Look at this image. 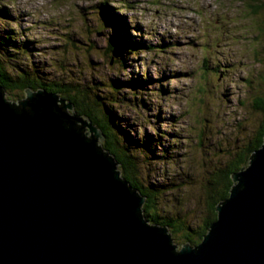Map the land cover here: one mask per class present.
Listing matches in <instances>:
<instances>
[{
    "label": "rangeland",
    "instance_id": "374dc122",
    "mask_svg": "<svg viewBox=\"0 0 264 264\" xmlns=\"http://www.w3.org/2000/svg\"><path fill=\"white\" fill-rule=\"evenodd\" d=\"M104 6L118 17L112 27ZM263 25L264 0H0L10 68L104 96L115 78L133 80L107 103L139 159L138 183L159 186L158 214L182 224L170 231L178 250L185 228L208 216L206 179L262 122L251 100L264 92ZM112 29L136 50L112 58ZM24 97L6 92L10 101Z\"/></svg>",
    "mask_w": 264,
    "mask_h": 264
},
{
    "label": "water",
    "instance_id": "95a60500",
    "mask_svg": "<svg viewBox=\"0 0 264 264\" xmlns=\"http://www.w3.org/2000/svg\"><path fill=\"white\" fill-rule=\"evenodd\" d=\"M104 141L59 94L0 87V264H264V142L202 242L178 250Z\"/></svg>",
    "mask_w": 264,
    "mask_h": 264
},
{
    "label": "trees",
    "instance_id": "16d2710c",
    "mask_svg": "<svg viewBox=\"0 0 264 264\" xmlns=\"http://www.w3.org/2000/svg\"><path fill=\"white\" fill-rule=\"evenodd\" d=\"M255 11L261 9V5L254 7ZM109 6H104L101 11L102 16H105L107 24L112 27L113 22L117 21L116 15H111L107 12ZM114 18V19H113ZM111 23V24H110ZM126 25V24H125ZM127 26V25H126ZM264 32V25L260 28ZM112 35L116 43L110 39L108 45V53L113 54L114 58L116 54L121 53L123 49L135 51L134 47L127 45L128 41L118 36L117 29H112ZM10 37L6 39L0 38V87L5 92L19 91L25 95V90L31 89L38 91L40 89L46 90L50 93H57L62 99L74 105V112L89 119L92 124L98 127L105 136L103 148L111 155H113L116 161L119 163V169L122 172V177L126 179L129 185L133 189H137L139 193L146 197V202L142 208V214L144 218L152 225L168 227L173 233L182 229V224H177L174 220L161 217L158 214L159 208L157 202L160 198V187L150 185L147 187L138 183L137 173L139 166V159L131 151V148L127 146L121 138V130L117 121L113 115L112 109L109 107L107 101L109 99L116 101L115 96L112 93L114 90L121 91V84H131L133 80H129L125 83H118V78L112 80L111 93H106V97L98 92L92 93V86L89 84L73 85V83H57L44 80L39 74L35 72H28L27 69L21 67L10 68L9 62H13L15 58L11 57V51L9 43ZM138 52V48L137 51ZM121 60V59H120ZM117 63L116 61L114 64ZM264 83V80H263ZM111 94V96H110ZM252 109L262 116V122L257 129V133L254 138L248 143V145L239 151L233 158L228 161V164L220 167L219 170L210 175L206 179L207 197L210 201L208 203V216L198 229L185 228L184 239L186 243H190L192 246L199 245L205 235L209 232L212 224L217 221L218 214L216 211L217 205L227 200L230 197V191L233 186L232 175L241 171L245 166L249 164L251 155L261 148L264 142V92H257L251 100ZM158 210V211H157Z\"/></svg>",
    "mask_w": 264,
    "mask_h": 264
}]
</instances>
